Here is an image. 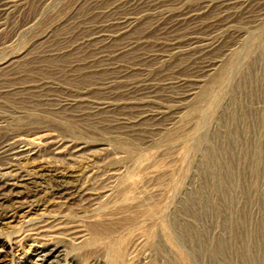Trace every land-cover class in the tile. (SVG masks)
<instances>
[{
	"label": "rangeland",
	"instance_id": "obj_1",
	"mask_svg": "<svg viewBox=\"0 0 264 264\" xmlns=\"http://www.w3.org/2000/svg\"><path fill=\"white\" fill-rule=\"evenodd\" d=\"M0 160V264H264V0H0Z\"/></svg>",
	"mask_w": 264,
	"mask_h": 264
},
{
	"label": "bare ground",
	"instance_id": "obj_2",
	"mask_svg": "<svg viewBox=\"0 0 264 264\" xmlns=\"http://www.w3.org/2000/svg\"><path fill=\"white\" fill-rule=\"evenodd\" d=\"M180 4V3H179ZM222 6V5H221ZM251 6V5H250ZM255 7V6H254ZM260 7V6H259ZM249 8V7H248ZM254 9V8H253ZM261 9V8H260ZM196 10V9H195ZM254 14V13H253ZM183 16V15H182ZM179 25V24H178ZM187 25V24H186ZM174 26V25H173ZM172 26V27H173ZM196 26V25H195ZM174 29H175V27H173ZM179 31V30H178ZM177 46V45H176ZM52 139V138H51ZM5 140H7L6 138H5ZM3 144V143H2ZM4 149V148H3ZM74 149V148H73ZM60 150V149H59ZM49 151V150H48ZM8 157V156H7ZM3 158V157H2ZM8 160V159H7ZM1 161V160H0ZM59 178V177H58ZM60 184V183H59ZM58 184V185H59ZM81 187V186H80ZM49 260V259H48ZM54 264V263H53Z\"/></svg>",
	"mask_w": 264,
	"mask_h": 264
}]
</instances>
